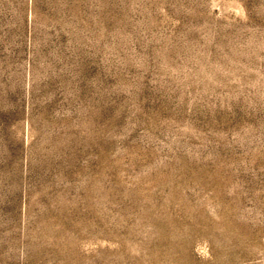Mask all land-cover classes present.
<instances>
[{"label": "rangeland", "instance_id": "rangeland-1", "mask_svg": "<svg viewBox=\"0 0 264 264\" xmlns=\"http://www.w3.org/2000/svg\"><path fill=\"white\" fill-rule=\"evenodd\" d=\"M0 264H264V0H0Z\"/></svg>", "mask_w": 264, "mask_h": 264}]
</instances>
